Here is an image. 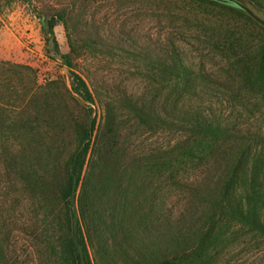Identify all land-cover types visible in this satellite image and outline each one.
<instances>
[{
  "label": "rangeland",
  "instance_id": "1",
  "mask_svg": "<svg viewBox=\"0 0 264 264\" xmlns=\"http://www.w3.org/2000/svg\"><path fill=\"white\" fill-rule=\"evenodd\" d=\"M248 4L264 18L263 10ZM51 23L59 52L46 33ZM68 53L94 93L92 108L63 99L57 119L36 130L34 124L18 130L4 125L12 111L0 110V136L11 135V148L25 141L48 146L46 162L52 166L62 162L64 150L72 147L77 135L71 110L84 116L92 109L96 129L87 166L104 156V172H113L115 181L123 177L126 166L137 180L148 171L146 188L135 193L149 205L154 206L152 193L157 185L156 172L152 173L159 155L173 144V130L145 125L127 102L137 100L155 117L162 115L170 122L173 101L178 99L173 93V55L207 77L195 83L204 88L202 93L185 95L180 102L195 108L202 104L223 117L240 118L264 129V25L248 14L203 0H0V62L31 65L39 84L57 78L69 84L71 67L61 57ZM10 86L11 70L0 64V95L7 106ZM108 110L113 114L110 119ZM117 129L121 131L116 133ZM112 141L115 148L110 149ZM190 172L188 179H195L203 175V168ZM4 173L0 160L1 177ZM173 200L179 199L172 194L166 206L171 208ZM182 205L183 201L178 204ZM22 209V218L35 228L12 231L11 194L0 192L4 221L0 222V264H64L45 241L42 212L29 199ZM143 215L153 234L169 230L155 223L150 208ZM145 225H138L143 235L149 232L143 230ZM114 236L105 228L91 232L89 249L95 264H112L119 258ZM241 245H232L226 264H264V244L246 249Z\"/></svg>",
  "mask_w": 264,
  "mask_h": 264
},
{
  "label": "trees",
  "instance_id": "2",
  "mask_svg": "<svg viewBox=\"0 0 264 264\" xmlns=\"http://www.w3.org/2000/svg\"><path fill=\"white\" fill-rule=\"evenodd\" d=\"M203 1L246 15L213 0ZM243 1L264 11V0ZM46 33L52 36L59 52L54 23ZM70 56L61 54L71 67L69 84L58 78L39 84L31 65L0 62L11 70L9 106L0 95V110L12 111L9 123L4 121V125L18 130L34 124L36 130L57 119L63 99L92 108L94 93ZM177 58L173 55V93L178 99L173 101L170 122L162 115L155 117L137 100L127 102L145 125L158 124L159 128L173 130V144L159 155L152 173L156 172L157 177L152 193L154 206L142 202L135 193L137 188H146L148 171L137 180L126 166L123 177L115 181L113 172H104V156H99L97 164L87 166L96 117L91 116L92 109L84 116L71 110L77 135L72 147L64 150L61 163L49 166L48 146L42 143L25 141L11 148V135L0 136V160L5 172L2 177L0 174V192L11 194L12 231L35 228L22 218V203L29 199L32 207L42 212L45 241L64 264H95L89 239L96 228L115 235L119 258L112 264H226L235 242L243 244V249L264 244L263 125L253 127L240 118L206 110L202 104L195 108L180 102L185 95L202 93L204 88L195 83L207 77ZM108 112L110 119L113 114ZM109 142L108 148H115L116 141ZM197 167L203 168V175L188 179ZM172 194L179 200H173L169 208L166 203ZM182 201L183 205L178 206ZM149 208L156 224L169 227L156 232L158 240L149 230V223L145 225L149 220L143 214ZM1 218L0 212V222H4ZM138 225H145L143 230L149 232L143 235Z\"/></svg>",
  "mask_w": 264,
  "mask_h": 264
},
{
  "label": "water",
  "instance_id": "3",
  "mask_svg": "<svg viewBox=\"0 0 264 264\" xmlns=\"http://www.w3.org/2000/svg\"><path fill=\"white\" fill-rule=\"evenodd\" d=\"M213 1L241 10L244 13L251 16L256 21H258L259 23H261L262 25H264V18L261 17L254 8H252L248 3H246L243 0H213Z\"/></svg>",
  "mask_w": 264,
  "mask_h": 264
}]
</instances>
